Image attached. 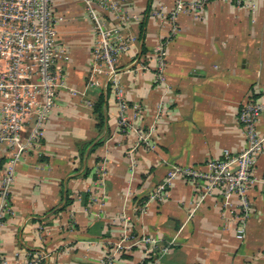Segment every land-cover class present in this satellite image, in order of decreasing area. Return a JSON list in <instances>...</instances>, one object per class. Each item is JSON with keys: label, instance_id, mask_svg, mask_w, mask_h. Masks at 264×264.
Instances as JSON below:
<instances>
[{"label": "crops", "instance_id": "1", "mask_svg": "<svg viewBox=\"0 0 264 264\" xmlns=\"http://www.w3.org/2000/svg\"><path fill=\"white\" fill-rule=\"evenodd\" d=\"M113 1L115 12L101 16L127 20L124 33L133 40L116 77L124 113L109 71L93 61L84 5L53 0V13L65 19L57 31L68 59L57 63L53 106L17 166L3 257L8 264L36 254L46 255L43 264H264V154L243 240L237 212L225 210L216 192L201 200L189 180L177 178L153 199L171 166L200 167L245 148L240 109L264 104V0H212L194 16L181 14L167 46V89L156 81L155 49L170 36L167 16L178 0ZM37 125L33 115L22 139ZM258 131L264 137V115ZM10 156L8 145L0 148V169ZM68 195L72 204L63 209ZM145 236L158 240L153 260L133 244Z\"/></svg>", "mask_w": 264, "mask_h": 264}, {"label": "built area", "instance_id": "2", "mask_svg": "<svg viewBox=\"0 0 264 264\" xmlns=\"http://www.w3.org/2000/svg\"><path fill=\"white\" fill-rule=\"evenodd\" d=\"M76 1L84 5L93 23V61L109 71L124 113L126 107L116 77L122 58L132 46L133 40L124 33V28L129 23L124 19L116 24L101 16L104 11L115 12L113 0ZM211 1L200 0L185 4L178 0L168 14L170 36L155 49L156 81L161 87L169 88L166 75L167 46L178 31V17L181 14L194 16L197 9ZM228 1L237 6H245L250 0ZM52 6L53 0H0V148L5 145L11 148L6 166L0 169V237L5 220L11 213V195L16 182L17 166L24 153L33 148L37 130L53 106L55 88L60 85L57 63L68 59L57 31L58 25L65 19L63 16H56ZM92 84L96 85L97 82L93 81ZM163 109L162 104L158 106L157 116ZM33 115L37 116L38 125L28 139L23 140L24 126ZM263 115V103H245L239 112L245 148L238 153L225 150L221 158L208 160L200 167L171 166L164 184L156 190L153 199L159 198L165 188L177 178L189 180L200 191L201 200L216 192L225 210L237 212L242 226L237 229L236 237L243 240L244 223L253 213L249 192L258 182L254 171L264 154V137L258 131V123ZM121 125H126L123 114ZM157 242L156 238L145 236L135 239L133 244L143 246L145 255L148 256L155 250ZM122 248V244H118L117 250ZM45 258L44 254L29 256L27 264H43ZM0 264H8L1 248Z\"/></svg>", "mask_w": 264, "mask_h": 264}, {"label": "trees", "instance_id": "3", "mask_svg": "<svg viewBox=\"0 0 264 264\" xmlns=\"http://www.w3.org/2000/svg\"><path fill=\"white\" fill-rule=\"evenodd\" d=\"M103 104H104V98L102 97L101 99H100V102H99V104L97 105V107H96V112L99 114V116H100V118L102 119V117H103V115H102V106H103ZM99 145H101V143H98V146ZM89 174V173H88ZM69 195L67 196V199H66V202H65V207L63 208V209H66V207H68V206H70L71 204H72V200H70L69 198ZM86 197H88V195L86 194ZM156 251L154 250L152 253H150L149 255H148V259L150 260V259H152V257H153V255H154V253H155ZM153 260V259H152Z\"/></svg>", "mask_w": 264, "mask_h": 264}]
</instances>
